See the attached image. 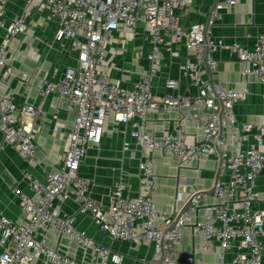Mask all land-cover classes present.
Here are the masks:
<instances>
[{
	"label": "built area",
	"instance_id": "built-area-1",
	"mask_svg": "<svg viewBox=\"0 0 264 264\" xmlns=\"http://www.w3.org/2000/svg\"><path fill=\"white\" fill-rule=\"evenodd\" d=\"M239 1L218 2L205 23L184 27L177 9L188 0H26L21 12L9 19L7 25L11 0H0V27L6 30L0 44L3 140L23 158L37 163L38 145L17 115L16 93L9 84L10 76L14 75L12 52L28 33L32 7L57 22L53 40L47 45L52 48L64 44L66 53L75 55L76 65L59 79H46L40 90V107L26 102L21 112L36 117L48 96L54 93L68 100L69 110H77L75 124L67 133L68 149L58 169L43 165L45 181L31 172L25 173L37 197L20 194L24 218L18 222L7 217L0 203L4 249L0 264H32L41 256L50 264H81L49 246L53 229L79 247L93 250L94 258H100L101 264H121L120 253L75 226L76 214L64 212L68 200L77 204V212L91 215L112 239L152 242L153 264H189L192 259L189 253L187 262L177 261L176 245L183 237L182 228L192 220V213L211 193L195 190L179 218L178 213V219H174L176 207L172 215L157 211L154 203L157 181L150 157L154 150L169 151L182 165L199 161L204 154L220 157L219 179L212 192L218 203L208 208L205 221L198 219L196 233L202 237L204 250L219 240L222 257L235 248L234 264H263L264 247L259 238L264 236V208L255 204L260 200L258 178L264 171V123L242 121L236 115L235 105L250 94L248 85L243 90H229L205 75L206 71L218 69L215 53L229 49L245 64L244 74L256 75L264 86V33L257 36L253 50L238 42L228 44L213 34V27L223 17L222 11ZM121 25L135 34L140 25L152 30L149 68L129 88L112 81L107 58L108 46ZM165 47L172 54L181 47L187 52L180 68L189 81L186 92L181 91L180 80L165 76L166 92L157 95L155 81L161 77L159 55ZM190 88L197 93L193 94ZM171 110L181 113L178 128L158 137L149 126V114ZM110 116L124 124V135H131L145 158L138 164V196L126 194L125 177L121 175L108 194L106 208L103 200L93 196L95 181L82 176L80 168L89 150L102 144L104 126ZM193 126L202 131L203 137H196L191 143L188 139ZM129 150L130 142L125 140L124 151Z\"/></svg>",
	"mask_w": 264,
	"mask_h": 264
},
{
	"label": "crops",
	"instance_id": "crops-1",
	"mask_svg": "<svg viewBox=\"0 0 264 264\" xmlns=\"http://www.w3.org/2000/svg\"><path fill=\"white\" fill-rule=\"evenodd\" d=\"M223 0H188L185 6H180L177 12L182 17L184 27L195 23H205L212 8ZM26 0H11L6 14L5 24L9 19L21 12ZM28 33L23 36L13 50L11 66L14 75L10 76L9 84L15 91V102L18 106L17 115L24 126L31 130L33 140L37 143V163L33 164L19 154L8 142L3 140L0 126V203L4 214L16 221L24 218L20 203L21 193L33 198L37 195L29 186L25 177L26 172L45 181L42 166L58 169L69 145L67 133L73 128L77 110L68 109V100L57 94L48 96L42 112L34 118L22 114L26 102L40 107V90L46 79H59L69 67L76 65L75 55L64 50V44H56L52 48L47 43L53 40L57 29V22L50 20L46 14L36 12L31 8ZM223 17L213 27L214 36L221 37L226 43L238 42L249 50H253L257 36L264 33V0H240L235 6L222 11ZM150 27L140 25L135 34L131 28L121 25L114 39L107 49L108 64L110 66L112 81L123 87H133L140 74L149 68L148 54L152 47L149 41ZM6 35L4 27H0V44ZM75 54V53H74ZM187 52L184 47L172 54L169 48H163L159 55V73L161 77L155 81L157 95L166 92L165 76L180 80L181 91L188 90L189 81L182 76L180 68ZM218 60V69L206 71L205 75L220 83L229 90H243L246 85L250 94L235 105V112L239 120L264 123V86L254 74H244L245 64L239 61L237 55L229 49H221L215 53ZM193 94L195 88H190ZM3 89L0 88V96ZM179 111L151 112L149 126L151 130L161 137L165 132H174L178 128ZM125 126L115 120L114 116L106 119L104 137L100 146L89 150L88 157L80 168V174L95 181L93 196L103 200L105 207L109 205L108 194L120 180L125 177L126 194L137 197L140 188L138 164L145 158L140 148L130 134L124 135ZM130 133V129L128 130ZM202 139L201 130L191 128L188 141L194 143ZM125 140L130 142V150L124 151ZM154 163V173L157 187L154 193V203L157 211L172 215L173 209L177 213L185 209L191 194L195 190H204L211 196L202 200L198 210L192 213V220L182 228L183 237L176 245L177 261H188V253L192 259L189 264H234L236 249L233 248L221 256L220 241L215 246L204 250L202 237L196 233L198 219L206 220L209 207L218 203L212 195L215 184L219 179L220 157L217 154L202 155L199 161L190 165H182L167 150H154L150 155ZM258 191L260 200L255 204L264 208V171L258 178ZM181 198L179 199V197ZM78 206L68 200L64 205V212L76 214L75 226L87 232L98 243L111 247L122 255L121 264H153L154 244L150 241L132 243L127 240L112 239L110 235L101 230L91 215L77 212ZM160 221H158L159 223ZM264 247V236L259 238ZM49 246L58 249L81 264H101L100 258H94V251L83 249L66 235H61L53 229L50 235ZM4 252L1 245L0 256ZM32 264H50L46 257L41 256ZM264 264V257H263Z\"/></svg>",
	"mask_w": 264,
	"mask_h": 264
},
{
	"label": "water",
	"instance_id": "water-1",
	"mask_svg": "<svg viewBox=\"0 0 264 264\" xmlns=\"http://www.w3.org/2000/svg\"><path fill=\"white\" fill-rule=\"evenodd\" d=\"M186 208H187V206L185 207V209L184 210H186ZM184 210H182L181 212H180V214H179V216H178V218L183 214V212H184ZM177 218V219H178Z\"/></svg>",
	"mask_w": 264,
	"mask_h": 264
}]
</instances>
